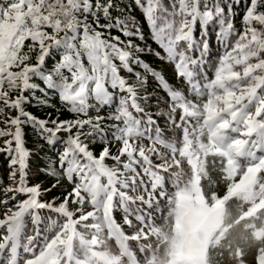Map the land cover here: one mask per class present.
<instances>
[{"label": "snow or ice", "instance_id": "obj_1", "mask_svg": "<svg viewBox=\"0 0 264 264\" xmlns=\"http://www.w3.org/2000/svg\"><path fill=\"white\" fill-rule=\"evenodd\" d=\"M0 159V264H264V0H0Z\"/></svg>", "mask_w": 264, "mask_h": 264}, {"label": "trees", "instance_id": "obj_2", "mask_svg": "<svg viewBox=\"0 0 264 264\" xmlns=\"http://www.w3.org/2000/svg\"><path fill=\"white\" fill-rule=\"evenodd\" d=\"M145 56H147V55H145ZM145 56L143 58H145ZM3 163H4L3 160L0 159V174H4V172H3Z\"/></svg>", "mask_w": 264, "mask_h": 264}]
</instances>
